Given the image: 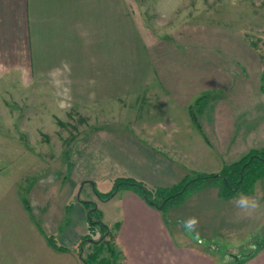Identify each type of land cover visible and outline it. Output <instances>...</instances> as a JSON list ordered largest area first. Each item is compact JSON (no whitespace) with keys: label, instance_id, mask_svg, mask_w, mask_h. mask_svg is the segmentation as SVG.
<instances>
[{"label":"rangeland","instance_id":"374dc122","mask_svg":"<svg viewBox=\"0 0 264 264\" xmlns=\"http://www.w3.org/2000/svg\"><path fill=\"white\" fill-rule=\"evenodd\" d=\"M126 1L129 20L138 27L143 41L151 44L150 48L172 37L178 42L187 29L194 28L195 32L214 29L224 36H237L243 44L239 46L242 55L248 54L247 50H251L255 58L264 55V0ZM118 25L122 27L119 17ZM212 38L216 37L212 35ZM213 39L205 44L218 46L211 51L218 58H214V63L226 70L225 76H229L230 81L240 85V81L250 80L254 74L258 82L263 61H258L255 74L234 51L231 55L222 51L219 45L226 44L224 40ZM135 43L132 36L131 62L127 55L118 52L116 67L125 69L131 64L130 69L137 68L129 74L115 73L117 80L109 95L100 97L96 89L91 88L92 84H79L77 90L65 84L52 85L46 83L45 76L36 77L32 87L22 84L23 89L0 84V220L13 219L32 227L34 224L40 231L37 230L38 234L48 232L52 236L51 244L55 245L56 236L64 228L60 221L68 220L76 202L97 205L98 210L105 213L102 224L112 231L114 222L121 220L115 200L121 197L123 190L131 189L120 186L119 180L133 179L148 191L166 193L183 180L204 176L194 172L198 160L184 161L179 155L176 161L167 142H183L188 148L194 147L195 139H201L202 124L207 125L208 111L202 113L203 104L214 94L203 93L188 102L176 101L160 90L156 81L140 83L141 78L147 82V77L140 76L142 67L138 61L142 62L140 57L145 54L137 51L138 58ZM149 56L154 55L149 53ZM184 56V63L188 60L202 66L213 63L199 56L194 58L190 53ZM190 69L193 72H189V77L199 74L203 78L200 68L190 64ZM121 77L128 79L121 81ZM233 91L234 86L221 89V96L215 98L224 101L217 103L216 112L225 120L233 112L243 132L238 142H256L258 131L250 129L247 134L244 125L246 120L253 125L260 119L258 128L264 131V104L261 106L258 101L259 112H255L247 97L234 95ZM250 110H254L253 113L250 114ZM198 123L201 126H197ZM262 169L264 176V163ZM110 192L113 196L105 198ZM113 197L117 198L110 201ZM152 198L156 203L161 201L155 193ZM243 198L249 200L248 205L239 203ZM252 201H257L258 206L253 208ZM93 207L85 205L86 213ZM162 215L180 245L209 254L216 264H241L245 256L264 247V178L256 181L250 192L233 189L230 195L224 192L221 180L202 179L186 190L179 206H168ZM191 217L197 222L188 229L185 225ZM24 231L25 235L38 237L31 229ZM98 232L102 233L99 229ZM90 237L98 242L101 234L92 232ZM75 248L67 252L81 258L77 264H85L82 257L91 254L94 247L86 244L83 251L81 247ZM102 256L109 254L104 252ZM28 261L29 258H25L24 263ZM110 264H114L113 260Z\"/></svg>","mask_w":264,"mask_h":264},{"label":"crops","instance_id":"0c3cea01","mask_svg":"<svg viewBox=\"0 0 264 264\" xmlns=\"http://www.w3.org/2000/svg\"><path fill=\"white\" fill-rule=\"evenodd\" d=\"M129 14L126 0H0V84H11L14 89L16 86L23 89L24 85L26 88L32 87L36 77L45 76L46 83L52 85L65 84L67 88L77 90L79 84H92L91 88L96 89L100 97L109 95L117 80L115 73L122 71L129 74L137 68L130 69L131 64H127L125 69L116 67L118 52L127 55L131 62L129 53L132 50L133 36L136 40L134 51L145 54L140 57L137 52L138 58L142 59V62L137 59L142 67L140 76L147 77V82L141 78L140 83L156 81L160 90L167 92L176 101L188 102L204 94H214L203 104L205 109H202V113L205 110L208 115L205 118L207 125L202 124L201 141L195 139L197 142H194L192 149L183 142H167L176 161L180 156L184 161L198 160L195 174H219L226 166L241 160L250 151L264 150V131L258 128L260 119L253 125H249L246 120L244 125V132L247 134L251 130L258 131V140L238 142L237 139L241 138L243 132L240 131L236 118H233V112L226 120L220 112H216L217 103L220 105L224 101L217 100L221 96V89H231L233 86V94L247 97L250 108L259 112L258 101L261 106L264 104V95L260 90L263 62L258 82H255L257 75L252 74L250 80L240 81V85H237L229 80V76H225V69L214 63V58H218L212 52L218 46L207 47L205 43L213 39V35L216 37L213 40L222 39L226 44H231L232 46L221 43L219 47L228 55L234 51L255 74L258 61H263L262 58H255L251 50L242 55L239 46L243 44L237 36H224L214 29H199L197 32L194 28L187 29V33L180 37L184 42L181 39L174 42L172 37L170 41L163 40L150 48L151 44L149 46L143 41L138 27L129 20ZM118 17L122 20V27L118 25ZM226 39L232 41L228 42ZM149 53L154 56L150 58ZM189 53L194 58L199 56L213 63L205 66L194 65V60L184 63V55ZM190 64L202 70V79L199 74L189 77V72H193ZM148 72L152 74L148 75ZM123 77L121 81L128 79ZM217 82L226 86L222 87ZM217 96L219 97L215 98ZM253 111L250 110V114ZM183 155L188 157H182ZM116 198L113 197L110 201ZM115 201L121 220L114 222L113 227L119 225L116 244L124 256L125 264H216L209 254L176 242L162 213L148 206L133 190H123L121 197ZM87 203L90 202H76L68 220L60 221L64 228L56 236L58 242L55 245L51 244L52 236L48 232L38 234L40 231L34 224L33 228L13 219L10 222L0 220V264H25V258H29L26 264H77L80 257L76 258L67 251L77 246L80 248L81 240L89 233L85 208ZM96 208L98 209L97 205ZM19 212L24 214L23 210ZM100 212L101 221H105L104 211ZM48 227L49 230L52 229L49 225ZM25 229L33 230L38 237L25 235ZM94 233L99 234L97 228ZM243 264H264V247Z\"/></svg>","mask_w":264,"mask_h":264},{"label":"trees","instance_id":"16d2710c","mask_svg":"<svg viewBox=\"0 0 264 264\" xmlns=\"http://www.w3.org/2000/svg\"><path fill=\"white\" fill-rule=\"evenodd\" d=\"M260 57L263 60L264 66V55ZM260 90L264 94V67L260 77ZM263 163L264 150H252L241 160L226 166L219 174L204 175L189 181L183 180L181 184H179L177 187H174V190L172 189L170 192L165 193L163 191H155L154 193L156 196L161 199L160 203H156V200L153 201L152 196L154 193L148 191L138 181L133 179H125L122 181L119 180L118 182L122 187L131 188V190L138 194L148 206L155 208L162 213L163 211L165 212L167 207L171 206L172 204L179 206L186 196V190L189 189L193 183L201 181L202 179L221 180L224 192L228 195L232 194L233 189H240L245 192H250L254 183L264 178L262 174ZM111 196L112 192L106 194L105 198ZM98 197L102 198L100 195ZM87 205L93 207L92 203H87ZM161 205L163 206L161 207ZM89 217V233L82 239L79 247H81L82 251L86 244H90L94 248L91 254H88L85 258L82 257L83 262L85 264H110L111 260H113L114 264H125L124 256L116 244V233L119 225L116 224L112 231H109L106 225L99 223L101 222V212L97 208H95V210L89 214ZM94 228H97L102 232H99V234H101V239H99L98 242L93 241L89 235L94 231ZM257 249L258 250H256L251 256H245L244 259L240 261L241 264L250 260L254 254L260 251L259 248ZM104 252L109 254V256H102Z\"/></svg>","mask_w":264,"mask_h":264},{"label":"clouds","instance_id":"9594fccd","mask_svg":"<svg viewBox=\"0 0 264 264\" xmlns=\"http://www.w3.org/2000/svg\"><path fill=\"white\" fill-rule=\"evenodd\" d=\"M239 203H240L241 205H245V206H246V205L249 204V200H248L247 198H243V199H241V200L239 201ZM251 205H252L253 208H255V207L258 206V202H257V201H252V202H251ZM196 222H197L196 218H195V217H191V218H189V219L186 221V225H185V226H186L188 229H192L193 225H195Z\"/></svg>","mask_w":264,"mask_h":264},{"label":"water","instance_id":"95a60500","mask_svg":"<svg viewBox=\"0 0 264 264\" xmlns=\"http://www.w3.org/2000/svg\"><path fill=\"white\" fill-rule=\"evenodd\" d=\"M78 196H79V194H78ZM78 200H79V199H78ZM95 208H96V206L94 205V207L88 212V218H90V217H89V214H90L92 211H94Z\"/></svg>","mask_w":264,"mask_h":264}]
</instances>
